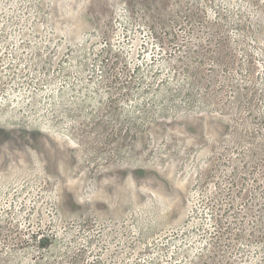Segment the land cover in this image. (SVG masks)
<instances>
[{"label": "rangeland", "instance_id": "374dc122", "mask_svg": "<svg viewBox=\"0 0 264 264\" xmlns=\"http://www.w3.org/2000/svg\"><path fill=\"white\" fill-rule=\"evenodd\" d=\"M0 264H264V0H0Z\"/></svg>", "mask_w": 264, "mask_h": 264}]
</instances>
